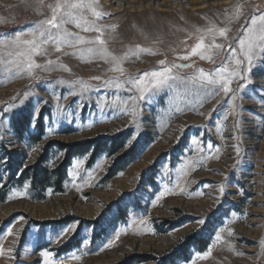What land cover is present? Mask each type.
I'll use <instances>...</instances> for the list:
<instances>
[{
	"label": "rangeland",
	"instance_id": "obj_1",
	"mask_svg": "<svg viewBox=\"0 0 264 264\" xmlns=\"http://www.w3.org/2000/svg\"><path fill=\"white\" fill-rule=\"evenodd\" d=\"M53 2L0 0V40L50 16ZM99 8L107 13L97 21L106 29L105 46L112 55L128 57L121 64L123 74L112 71L110 61L89 56L86 44L60 52L49 46L47 55L35 58L37 63L51 59L63 67L38 69L31 78L9 79L0 71V189L8 187L0 195V264H42L41 250L53 251L62 264H129L134 257L160 264L182 251L190 238L204 239L207 248L200 252L193 247L188 261L175 264H264V53H257L246 74L251 83L231 85L234 90L245 85L237 95V112H232L231 94L208 99L199 85L185 83L199 69L220 67L229 44L238 47L251 16L264 12V0H99ZM211 24L229 29L227 39L215 37L224 50L214 52L212 61L178 60L198 42L196 30ZM66 27L86 39L99 35ZM137 47L156 54H141ZM80 52L84 55H72ZM161 60L195 67L174 69L180 80L137 101L135 116L124 114L121 102L139 93L127 91L128 85L104 87L103 81L136 78L160 69ZM97 76L101 80L93 79ZM81 79L99 90L70 95L80 86L69 82ZM40 122L44 135L37 141ZM122 137L115 155L104 151ZM89 142L96 144L85 155L71 156L67 176L56 187L55 170L75 147ZM133 151L125 169L106 180L115 163ZM44 156L41 165L48 179L35 185L32 178L20 181ZM201 219L204 224L198 223ZM74 222V233L49 242ZM11 225L12 235H6Z\"/></svg>",
	"mask_w": 264,
	"mask_h": 264
},
{
	"label": "snow or ice",
	"instance_id": "obj_2",
	"mask_svg": "<svg viewBox=\"0 0 264 264\" xmlns=\"http://www.w3.org/2000/svg\"><path fill=\"white\" fill-rule=\"evenodd\" d=\"M37 2L43 5V0H37ZM237 7L239 9V6ZM48 8L51 13L50 16L32 25L26 31L14 34L11 38L6 34L5 38L0 40V71L8 73L9 79H11L13 75L23 77L25 74L27 77L31 78L34 76L36 70L49 71L51 70L50 66L53 65L63 67L57 65V63L51 59L44 65L37 63L35 58L47 55L49 46L53 47L56 52H60L62 48L65 47L77 48L85 44L89 45L85 50L89 56L106 59L115 65L112 71H117L121 74L124 73V68L121 67V64L128 57H117L112 55L105 46V39L102 38L106 29L104 26L97 23V21L102 20L107 13L99 8V0H54L53 3L48 5ZM258 11L257 9V12ZM89 15L94 19L90 21L88 19ZM69 24L74 25L82 32H96L99 35L94 39H86L77 32L69 31L66 27ZM111 27L114 28L115 26ZM196 31L199 33L198 42L191 48L189 54L178 56V60L188 61L191 60L192 57H199L200 59L212 61L214 59V52L219 54L224 50L225 45L216 43L215 37L218 34L220 37L227 39V34L229 32L228 28H217L214 24H211L206 29L198 28ZM25 36L28 38H22ZM209 38H211L210 42L206 43V40ZM237 45L238 47H234L229 44L226 59L215 71L205 72L203 69H199L190 80L185 81V83L199 85V88L204 91L208 99H213L221 93L226 96L231 94L232 112H237L239 107L236 103L237 95L238 92L245 87V85H241V89L234 90L231 87L232 83L237 80L251 83V80L247 78L246 74L251 72L252 64L257 53H264V12H259V14L251 16L247 27L243 29V34L237 40ZM135 51L141 54H156L151 49L143 47H137ZM132 54L135 55V52ZM72 55L83 56L84 52L72 53ZM159 63L162 66L160 69L142 73L136 78H129L124 81L114 78L103 81L104 87L114 85L116 89H121L125 85H128L130 87L126 89L127 91L131 92L135 90V93H139V95L133 94L129 97V100L121 102L124 114L135 116L137 113V101L145 100L146 94L156 96L165 87H170V82L180 80L181 78L174 74V69L181 70L188 67H195L194 64L168 63L164 60H161ZM65 70L68 69L65 68ZM93 79L101 80V77L97 76ZM69 83L73 88L76 87V84L80 86L79 91H72L70 95L81 96L88 91L99 90L92 88L90 85H86L82 79L75 83ZM24 95L27 96L28 93ZM41 103L44 102L41 101ZM203 103L204 101L202 100L201 106ZM129 104H131V108ZM57 108L59 110L60 106L57 105ZM33 116L34 118L36 117L35 112ZM49 132L50 134H57L55 129H49ZM135 135L136 133L134 132L129 140L125 141V147L128 146L131 139L135 138ZM193 143L197 142L193 141ZM32 150L35 151V148ZM200 151H203V149H200ZM236 152L237 154L240 153L238 145L236 146ZM91 178L92 177H90V179ZM219 191L221 195H223L225 186L221 185ZM21 219H23V217H21ZM198 223L204 224L205 221L201 219ZM14 226L15 225H11L7 227L5 234L12 235V228ZM77 227L78 222L62 227L54 236L49 238V242H59V240L68 235L69 232L74 233ZM116 239H119V237L116 236ZM216 239L220 241L222 237L218 235ZM260 247L262 254H264V241L260 242ZM3 251V247L0 245V256L3 255ZM40 255L43 258L42 264H62L58 258L54 259L56 254L53 251L41 250ZM208 255H211V253L209 252Z\"/></svg>",
	"mask_w": 264,
	"mask_h": 264
},
{
	"label": "trees",
	"instance_id": "obj_3",
	"mask_svg": "<svg viewBox=\"0 0 264 264\" xmlns=\"http://www.w3.org/2000/svg\"><path fill=\"white\" fill-rule=\"evenodd\" d=\"M44 135V129H43V125L40 122L39 126H38V135L36 136L37 141H40L41 138ZM126 138V137H125ZM125 138H118L115 141L108 143L105 146L104 151H108L110 155H115L119 149L122 148L123 143ZM96 143L94 142H89L87 144L84 145H79L77 147H75L67 156V160L59 167L55 170L54 172V181H55V186L56 187H61L64 178L67 176V169L70 166V161H71V156H82L85 155L89 152L90 149L93 148V146H95ZM99 146L95 148L94 150V154H93V158L92 161L98 156L99 154ZM134 156V151L131 152L130 154H127L125 156H123L122 158H120L116 163L115 166L109 171L106 180L108 179H112L118 172L123 171L125 169V167L127 166V164L132 161ZM132 157V158H131ZM45 156L42 157L41 161L39 162L40 164H37L34 167H31L29 169H27L25 172H23L22 176L20 177V181H22L24 178H32L33 180V184H38V182L41 181V179L47 177L46 179H48V175L49 173H47V171L42 170V165L43 162L45 161ZM15 180V173L13 172V174L10 177L11 182H13ZM1 183V181H0ZM6 190H8V187L5 186L4 188H2V190L0 189V195L6 193ZM208 246V242L205 241L204 239L201 238H190L189 241L187 242V244L184 246L183 250L180 251L179 253H177L176 255H174L170 260L169 259H164L162 260V262L160 264H175L176 260L178 259H182L184 261H188L189 260V256H188V252L191 248H197L200 252H203ZM68 249L71 248V245L67 247ZM152 259L150 257H134L130 260L129 264H143V263H147L150 262Z\"/></svg>",
	"mask_w": 264,
	"mask_h": 264
}]
</instances>
